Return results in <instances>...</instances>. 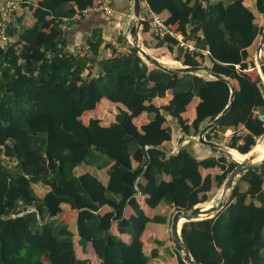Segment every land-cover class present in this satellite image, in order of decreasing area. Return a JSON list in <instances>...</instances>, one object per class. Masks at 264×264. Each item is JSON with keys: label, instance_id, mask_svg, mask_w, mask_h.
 <instances>
[{"label": "trees", "instance_id": "16d2710c", "mask_svg": "<svg viewBox=\"0 0 264 264\" xmlns=\"http://www.w3.org/2000/svg\"><path fill=\"white\" fill-rule=\"evenodd\" d=\"M8 1L29 10L34 22L25 26L24 13L12 11L0 45V264H151L142 236L149 223L171 218L148 217L137 195L151 209L189 211L210 202L237 166L195 139L177 153L164 148L179 135V144L197 137L230 105L223 78L237 82L234 98L206 139L219 142L231 130L226 146L246 155L264 136V82L249 73L256 69L249 51L264 27L245 0H141V11L145 3L149 14H166V24L194 51L151 33L149 16L141 22L145 47L154 38L155 48H167L181 65L222 77L208 79L148 64L123 33L116 41L126 50H117L100 27L81 49L70 48L68 28L89 14L114 17L92 11L95 0H1ZM255 10L264 16V0ZM168 93L167 104H154ZM195 98L196 117L188 123L183 114ZM103 100L122 106L106 124L88 117L108 111ZM144 113L149 121L138 129L134 119ZM86 167L94 173H77ZM203 169L220 172L204 176ZM35 185L47 192L39 196ZM229 202L213 218L185 223L184 244L202 264H264V168L244 173ZM104 204L111 211L101 214ZM66 206L77 211V233L64 220ZM128 207L134 213L127 218ZM113 223L131 242L113 234Z\"/></svg>", "mask_w": 264, "mask_h": 264}, {"label": "crops", "instance_id": "0c3cea01", "mask_svg": "<svg viewBox=\"0 0 264 264\" xmlns=\"http://www.w3.org/2000/svg\"><path fill=\"white\" fill-rule=\"evenodd\" d=\"M255 2L256 0H245L244 3L247 7H249L256 15V10H255ZM15 4L18 5L17 1H14ZM0 0V13L1 10L4 6V4ZM131 8H132V0H115V13L114 17L112 19H107L106 17L101 15H87V17L82 21L81 24L74 26L72 28H68L66 30V37L68 39L69 47L72 49L79 50L82 48V44L91 36L92 30L96 28H102L103 33H104V38L107 41V43L112 42L114 47H116L117 50L120 51H125L126 48L124 45L118 43L116 41V37L120 35V33H123L127 27H128V20H129V15L131 14ZM24 13V19H23V25L25 26H30L33 24L34 19L29 10H23L19 12V14ZM164 16H167L166 14H163ZM262 16V15H261ZM77 19L80 18V16L76 17ZM118 19V21H115L114 19ZM127 18L126 23H124V19ZM115 21V23H114ZM142 25V24H141ZM120 26V28H118ZM138 28V26L136 27ZM142 27H140V30L136 32L137 35H140L141 38L143 39ZM123 30V31H122ZM126 38V35H125ZM127 40V39H126ZM6 39L0 38V45L5 44ZM144 45V43H142ZM145 46V45H144ZM84 47V46H83ZM156 50H162L161 48H157ZM162 58H173L172 55L168 52L167 56H164ZM176 62V61H175ZM173 66V65H172ZM171 67V66H170ZM176 66H173V68ZM172 98L171 93H168L165 98H157L154 100V104L157 106L167 104L169 100ZM199 102L198 98H195L193 102L188 106V110L185 114H183V118L188 121V123L192 122L195 117V108ZM104 106H108V111L106 112H100L98 110L90 112L88 117L92 118H98L104 121L107 119V114L110 115L109 123L115 120V115L117 113L118 107H122L120 105H113V104H108L105 100L102 101L101 103ZM110 111L113 110V114H110ZM96 115V116H95ZM95 116V117H94ZM148 117L144 113L140 117H137L134 119L135 125L138 127V129H141V127L145 124L148 123ZM106 124V122H104ZM174 129L176 128L175 122L173 123ZM177 131V130H176ZM229 133H232L231 130H228L224 135H228ZM181 135H179L175 140L172 142H168L164 144L165 149H172L177 145L179 142V138ZM79 174L84 173V172H89V173H94V170L91 167H86V168H78ZM213 171V170H212ZM211 171L209 170H202V174L205 176L207 174H210ZM102 182L106 183L108 180V174L106 172H101L97 175ZM167 180V179H166ZM36 191L37 188H40L43 195L47 192V189L43 187L42 185H35ZM41 195V196H43ZM144 196L141 194L137 195V199L142 207V209L145 211L148 217L152 218L156 215H170L168 213V210L164 207H160L158 209H151L148 207L145 202H144ZM111 208L107 205L104 204L102 205L100 209L101 214H105L107 212H110ZM133 210L128 207L125 210V217H130L133 214ZM76 215L77 211L73 210L72 208L66 206V212L64 213L63 217L64 220L69 223L70 228L72 231L77 233V225H76ZM169 217V216H168ZM169 222L167 224H159V223H149L147 226L146 231L144 232L142 236V241L144 243V250L146 254L151 257L150 263L151 264H178L177 263V255L173 251V242L171 238V230L169 232ZM112 232L113 234L120 235L126 242H131V237L125 234H120V232L117 229L116 223H113L112 226ZM161 243L162 245H160ZM79 252V251H78ZM153 252H156L155 255L152 256ZM80 254L83 255V253L80 251ZM93 255L92 249L89 248V255ZM84 256H82L83 258ZM93 264H100V261L95 259Z\"/></svg>", "mask_w": 264, "mask_h": 264}, {"label": "water", "instance_id": "95a60500", "mask_svg": "<svg viewBox=\"0 0 264 264\" xmlns=\"http://www.w3.org/2000/svg\"><path fill=\"white\" fill-rule=\"evenodd\" d=\"M133 16L138 21V28L137 31L140 30L141 27V0H133ZM138 33V32H137ZM138 38V37H137ZM134 48L137 49L140 56L143 59L148 60L151 62V64L162 68L166 71H171L172 73H197V72H205L208 74L211 78L219 79L222 78L218 74L212 73L207 67L202 68H196V67H186L181 65L180 67H167L165 66L159 59L151 58L146 51L139 45H132ZM262 52V55L259 57L258 65L256 68L259 71V74L264 82V30L262 32L260 42L258 45V52ZM225 82H227L229 85H231V101L230 105L227 106V108L210 124H208L198 135V142L206 147L208 150L216 152V153H224L229 158L234 161L231 158V153L228 147L222 146L220 144H217L213 141H208L206 139V133L215 127L220 120L227 114L229 108L231 107L233 98H234V92L236 90V87L232 84V81L228 78H223ZM243 155V154H242ZM247 155V158H245L244 161L238 162L236 168L232 171V173L229 175L227 181L221 188V194L219 197V201L217 204H212L210 207H206L204 205H199L194 207L192 210L184 211L179 210L177 211L171 220V238L173 245L175 249L182 255L183 261L185 264H202L199 261L195 260L193 256L191 255L189 249L184 244L181 236L182 227L185 223L192 222V221H201L209 218H213L217 213L221 212L222 210L227 208V204L230 198V193L234 189L237 181L239 178L246 173L248 170L253 168H264V163H257V155L255 153H252V151ZM243 155V156H246Z\"/></svg>", "mask_w": 264, "mask_h": 264}, {"label": "rangeland", "instance_id": "374dc122", "mask_svg": "<svg viewBox=\"0 0 264 264\" xmlns=\"http://www.w3.org/2000/svg\"><path fill=\"white\" fill-rule=\"evenodd\" d=\"M15 7H13V11L15 12V11H17V13H19L20 11H21V7H20V5H17V4H15L14 5ZM147 11H146V8H145V3H142V11H141V18L143 19L144 17H148L149 16V18H151V14H149L148 13V15H147ZM14 17V16H13ZM256 22H257V24H259L261 27H264V16H261L260 14H258L257 13V11H256ZM137 27L138 26V21L134 18V16H133V0H132V8H131V14L129 15V20H128V27H127V29L123 32V34H124V36L126 35V39H127V43L128 44H130V45H139V46H141L145 51H146V53L151 57V58H154V59H159L160 61H162L163 60V58L162 57H164V56H167L168 55V50H167V48H161L162 50H156L157 48H155V43H156V41L154 40V38H151V37H149V40H150V42H151V44H152V48H147V47H145L142 43H143V39L141 38V36L140 35H137V32H136V36L134 37V36H132V33H131V29L133 28V27ZM118 28H120V27H118ZM151 33H152V30H151ZM138 37V38H137ZM260 38H261V35L258 37V39H257V41H256V43L254 44V46H252L251 48H250V54H251V56H252V58H253V60L255 61V63H256V66L258 65V60H259V58L257 59V51H258V45H259V42H260ZM165 59H168V58H165ZM170 60H173V61H175L173 58H169ZM144 60H146V59H144ZM147 61V63L148 64H150V65H152L151 64V62H149L148 60H146ZM165 66H167V67H173V66H176V67H180L181 66V63H179V62H177L175 65H166L165 64ZM176 67H174V68H176ZM249 73L252 75V76H255L257 73H259L258 71H257V68L256 69H254V70H252V71H249ZM199 75H201V76H205L206 78H211L208 74H206L205 72H199L198 73ZM232 84L234 85V86H236L237 85V82L236 81H232ZM110 114H113V110L112 111H110ZM96 116V115H95ZM94 116V117H95ZM107 118H109L110 119V115H108L107 114ZM109 119H107L106 121H104V122H106V123H109ZM231 135H232V133H229L228 135L226 134V135H220L221 136V140H218L219 142H215V143H217V144H220V145H222V146H225V147H227L226 146V144L228 143V141L230 140V138H231ZM262 138H264V136H262V137H260L259 139H258V144L257 145H260V141L262 140ZM188 139V138H187ZM259 147H257V149H258ZM257 163H264V158H263V161L261 160V161H259V162H257ZM78 171V170H77ZM220 172V170L219 169H215V170H213V171H211V175H214V174H216V173H219ZM77 173H79V171L77 172ZM223 187V186H222ZM221 187V188H222ZM35 189H36V187H34ZM221 188L220 189H217V188H215L214 189V191H213V194H212V199L210 200V201H215V204H217L218 203V201H219V193H220V190H221ZM37 194L39 195V196H41V195H43V193H42V191H41V189L40 188H37ZM230 206V202L228 201V204H227V207H229ZM167 209V208H166ZM177 212V210H175V209H168V213L170 214V218H171V220H172V217H173V215L175 214ZM168 229H169V232H170V230H171V221H170V223H169V225H168ZM76 240H77V238H76Z\"/></svg>", "mask_w": 264, "mask_h": 264}, {"label": "built area", "instance_id": "2783aa9c", "mask_svg": "<svg viewBox=\"0 0 264 264\" xmlns=\"http://www.w3.org/2000/svg\"><path fill=\"white\" fill-rule=\"evenodd\" d=\"M114 2L115 0H95L94 6L92 11L104 13L107 16H113L115 13L114 9ZM15 3L14 1H8L4 3V6L0 13V38H5V31L7 29L8 24L11 22L12 19V11ZM150 26L152 33L155 36L160 38H165L166 36H171L176 38L180 43V46L188 49L189 51H194V45L192 43H187L184 41L183 36L178 33L177 31L171 29L170 25L166 24V19L163 15L151 13L150 18ZM120 27V26H118ZM132 46V45H131ZM261 120L264 121V116H261ZM195 139L198 140L197 137H190L184 140L181 144L177 143L175 147H173L171 153H177L179 148L189 142V140Z\"/></svg>", "mask_w": 264, "mask_h": 264}, {"label": "bare ground", "instance_id": "6f19581e", "mask_svg": "<svg viewBox=\"0 0 264 264\" xmlns=\"http://www.w3.org/2000/svg\"><path fill=\"white\" fill-rule=\"evenodd\" d=\"M262 55V52H258L257 53V59ZM164 65H175L177 62L173 61V60H170V59H165L163 58V60L161 61ZM258 70V69H257ZM259 72V71H258ZM260 145H256L255 148L252 150V153H255L257 155V162L259 161H263V158H264V138H262V140L260 141ZM258 144V143H257ZM257 147H259L257 149ZM230 153H231V158L234 160V161H238V162H242L245 160V158H247V155L246 156H243L242 154H240L237 150H230ZM220 194H221V191L219 193V197H220ZM212 204H215V201H210V202H207L205 204H203L204 206L206 207H210Z\"/></svg>", "mask_w": 264, "mask_h": 264}]
</instances>
